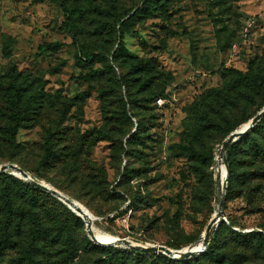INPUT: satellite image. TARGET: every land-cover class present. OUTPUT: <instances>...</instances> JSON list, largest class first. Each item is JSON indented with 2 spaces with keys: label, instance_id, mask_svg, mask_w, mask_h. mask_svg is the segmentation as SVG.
<instances>
[{
  "label": "rangeland",
  "instance_id": "obj_1",
  "mask_svg": "<svg viewBox=\"0 0 264 264\" xmlns=\"http://www.w3.org/2000/svg\"><path fill=\"white\" fill-rule=\"evenodd\" d=\"M98 1L102 5L106 3L105 0ZM117 1L123 10H127L141 0ZM169 4L155 0L145 17L133 26L136 31L125 33L123 67H116L120 73L132 71L133 65L140 61L149 62V73L133 74L137 79L133 90L141 94L165 88L166 102L163 105L146 103L142 115L150 116L146 121L147 135L129 156L121 153L117 137H127L124 135L132 126L130 123L123 126L121 133L113 131L111 139L97 141L89 158L93 164L106 168L108 186L106 190L90 193L82 189L78 181L72 180L65 165H41L42 141L45 127L57 116L61 103L66 100H71L74 105L63 124L68 138L61 139L64 146L70 143V139H76L95 127L115 130L112 122L106 121L98 91L102 83L83 78L89 69L77 63L80 47L62 27L65 10L59 2L0 0V126L5 123L4 88L12 64L46 80L47 90L52 93L41 117L30 121L17 133L16 150L6 143L0 129V164L23 166L35 179L79 201L93 216L92 229L101 241L125 238L134 243L168 247L179 244L177 249H182L201 238L217 208V174L224 164L217 151L227 138H223L222 129L207 128V121L203 119L206 100L214 89H225L230 84L231 77L225 73L227 68L243 72L252 68L253 72L264 77V0H170ZM74 21L81 31L78 42L85 50L109 54L115 47V33L107 25H98L96 21L91 23L85 15H75ZM50 42H61L63 46L46 51L40 48ZM5 48L10 49V55H6ZM98 66L100 63L95 65ZM146 81L149 85L143 87ZM247 92L248 100L241 105L244 110L236 107L229 111L235 122L240 123L236 129L247 123L241 121L248 114H257L259 104L264 102V90L252 87ZM219 109V104H215L212 110ZM213 115L218 114L213 112ZM199 122V128L204 129L200 135L196 133L197 129L194 130ZM134 125L133 131L136 129ZM209 148H213L214 157L207 166L195 159V155L199 150ZM125 166L134 171L133 179L126 186L133 191L141 187L145 199L132 203L128 187L124 185L119 189L124 190L127 200L110 190L120 180ZM6 172L24 179L10 170ZM221 178L224 177L221 175ZM235 188L224 207L225 219L219 225L223 222L235 231H260V224H264V182L258 192L252 185L240 182ZM52 203V199L46 202L51 209L45 210L46 220L55 227ZM73 212L78 216H71L78 249L69 257V247L61 238L53 236L54 232L43 241L46 253L36 252L38 264H90L105 253L85 245L87 238L91 240L86 223L82 216ZM115 247L131 249L123 245ZM19 254L15 249L7 250L0 256V264H13ZM157 254L170 257L161 252ZM138 259L137 263L128 257L129 264H146L144 257Z\"/></svg>",
  "mask_w": 264,
  "mask_h": 264
},
{
  "label": "trees",
  "instance_id": "obj_2",
  "mask_svg": "<svg viewBox=\"0 0 264 264\" xmlns=\"http://www.w3.org/2000/svg\"><path fill=\"white\" fill-rule=\"evenodd\" d=\"M56 1L65 10L63 29L71 35L73 43L80 47V56L76 55L77 63L89 69L83 78L90 82L102 83L98 87V91L104 106L106 121L112 122L116 129L105 131L95 127L76 139H70V143L64 146L61 139L68 140V138L67 130H64L66 127L63 124L74 104L71 100L63 101L57 116L51 119L50 124L45 127L40 163L43 167L65 165L68 175L72 177L73 181H78L82 189H87L90 193H97L106 190L108 174L104 166L93 164L89 158L93 146L101 139L114 137L113 131L116 134L121 133L123 126L130 123L132 126L124 135L127 137L125 139L117 137L121 153H127L129 156L132 151L136 150V145L144 142L147 135L145 132L147 130L146 121L150 119V116L142 115V110L147 108L145 107L146 103H157L158 98L168 96L165 88L155 93L144 91L141 94L133 90L137 81L133 78V74L140 71L149 73L151 71L149 62L140 61L134 64L132 71L120 73L116 71L117 66L120 69L123 67L125 33L136 31L133 26L145 17L155 0H141L138 5L127 10H123L117 0H105V5H102L98 0ZM158 1L170 5V0ZM75 15L76 17L85 15L91 23L96 21L98 25H107L109 30L111 29L115 33V47L109 54L85 50L79 44L81 31L79 24L74 21ZM99 27L97 30L101 32L104 26L101 29H98ZM61 46H63L61 42H50L40 48L46 51ZM5 53L10 55V49L5 48ZM97 63H100V66L95 67ZM225 73L231 77L230 84L225 89H214L212 95L206 100L203 114V119L207 121V128L215 126L222 129L223 138L228 137L240 124L235 122L229 111L236 107H241V110H244L241 105L248 100V89L255 87L264 90V77L253 72L252 68L248 72L227 68ZM6 76L8 80L4 88L6 104L3 113L5 123L0 126V129L5 136L6 143L11 149L16 150L18 146L16 144L17 133L30 121L38 119L43 112L45 103L52 98V93L47 90L46 80L20 70L15 63L9 67ZM144 85L148 86V81L143 84V87ZM215 104L220 106L218 111L212 110ZM263 107L264 102L259 104L257 110H261ZM213 112H217L218 115L214 117ZM109 113H111L110 116ZM255 115L254 113L248 114L241 123L248 122ZM220 116L222 117L220 118ZM134 124H136V129L133 131ZM200 125L201 122L194 128V130L197 129L198 135L204 130L199 128ZM199 151L195 155V159H199L209 166L214 157L213 148ZM13 155L10 156V160L13 159ZM226 156L229 164V178L224 207L227 206V200L231 198L239 182L242 185H252L256 192L261 190L264 182V116L247 135L232 142L226 150ZM21 167L26 170L25 167ZM133 172L132 168L124 167L120 180L110 188L113 194L127 200L124 197V190L119 187L123 185L128 187L126 185H129L133 179ZM152 182L154 180L149 183ZM127 191L130 193L132 203L138 199L146 198L141 193V187L135 191L128 187ZM48 199H52L54 202L52 205H54L56 216L55 227L50 226L46 220L45 210L51 211L50 206L48 207L46 204ZM72 215L78 218L72 209L51 193L32 185L27 180L17 178L9 172L0 173V256L9 249L17 250L20 254L13 264H38L36 252L41 250L42 254L46 253L43 241L54 232L56 234L53 236L61 238L69 247L67 250L70 257V253L79 247L78 238L75 236L71 224ZM259 227L262 231H235L222 222L215 229L207 249L202 254L182 261L136 249L119 250L115 246H101L89 238L85 240V245L105 251L90 264H116L117 261L129 264L128 257H132V260L137 263L139 262L138 258L144 257L143 261H146V264H264V224H260ZM169 246L180 248L179 244H170Z\"/></svg>",
  "mask_w": 264,
  "mask_h": 264
},
{
  "label": "water",
  "instance_id": "obj_3",
  "mask_svg": "<svg viewBox=\"0 0 264 264\" xmlns=\"http://www.w3.org/2000/svg\"><path fill=\"white\" fill-rule=\"evenodd\" d=\"M263 116H264V107L247 123L242 125L239 129H236L233 132H231L228 135V137L219 146L217 153H218V156L220 157V161L223 162L226 167V173L223 179L221 178L220 171L217 174L218 176V192H217V197H216L217 208L209 222L208 227L206 228L205 232L203 233V235L198 241L182 249H174V248L168 247L163 244L156 245V244L134 243L133 241L129 239H125V238H122V239L118 238L117 241L104 242V241L99 240L96 237L94 230L92 229V222L86 221L85 218L83 217L86 223L87 232L91 240L97 244L105 245V246L123 245L127 248L145 251L149 253L161 252L163 254H166L180 261L186 260L191 257H196L197 255H199L201 252H203L208 247L211 241L213 232L215 231L216 227L219 225V223L222 220L225 219L223 213H224V203H225V196H226V190H227V184H228V178H229V164H228V159L226 156V150L232 144V142L236 141L242 136L247 135ZM8 170H10L13 174L17 176L24 178L25 180L30 182L32 185L56 196L61 201H63L65 204H67L68 207H70L73 211H75L78 215L81 216L83 210L80 207L79 201L70 198L69 196H67L66 194L58 190L57 188L53 187L52 185L35 179L28 171L24 170L21 166H19L16 163L0 164V173L6 172ZM95 219H97L96 216H95ZM199 242H202V244L200 247L196 248V245Z\"/></svg>",
  "mask_w": 264,
  "mask_h": 264
},
{
  "label": "bare ground",
  "instance_id": "obj_4",
  "mask_svg": "<svg viewBox=\"0 0 264 264\" xmlns=\"http://www.w3.org/2000/svg\"><path fill=\"white\" fill-rule=\"evenodd\" d=\"M220 172H221L222 177H224V176H225V173H226V167H225L224 164L221 165V171H220ZM79 203H80V202H79ZM80 207H81L82 210H83V212H82V214H81L82 218L84 217L86 221L91 222L94 218H93V216L90 214V212L88 211V209L85 208V207L82 206V205H80ZM112 240H113V239H112ZM104 242H105V241H104ZM201 244H202V242L197 243L196 248L200 247Z\"/></svg>",
  "mask_w": 264,
  "mask_h": 264
},
{
  "label": "built area",
  "instance_id": "obj_5",
  "mask_svg": "<svg viewBox=\"0 0 264 264\" xmlns=\"http://www.w3.org/2000/svg\"><path fill=\"white\" fill-rule=\"evenodd\" d=\"M165 102H166V98L160 97L157 99L158 105H163V104H165Z\"/></svg>",
  "mask_w": 264,
  "mask_h": 264
}]
</instances>
